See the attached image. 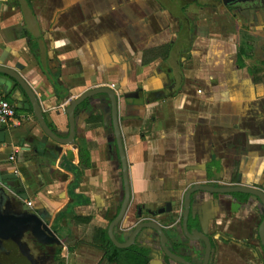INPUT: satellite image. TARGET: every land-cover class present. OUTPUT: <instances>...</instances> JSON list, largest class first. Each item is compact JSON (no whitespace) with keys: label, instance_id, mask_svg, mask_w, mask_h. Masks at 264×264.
<instances>
[{"label":"crops","instance_id":"0c3cea01","mask_svg":"<svg viewBox=\"0 0 264 264\" xmlns=\"http://www.w3.org/2000/svg\"><path fill=\"white\" fill-rule=\"evenodd\" d=\"M0 63L24 78L61 137L70 99L98 87L116 91L130 192L120 228L137 218L178 217L190 186L213 176L228 180L233 169L241 183L264 185L258 1L0 0ZM0 91L15 106L13 121L0 125V168L17 175L8 194L49 212L61 237L71 219L78 236L106 230L124 195L107 96L76 108L75 143L58 152L27 97ZM258 207L252 197L198 193L193 212L213 242L210 264H264L254 227ZM156 239L152 232L140 242L150 249L149 264H166Z\"/></svg>","mask_w":264,"mask_h":264},{"label":"water","instance_id":"95a60500","mask_svg":"<svg viewBox=\"0 0 264 264\" xmlns=\"http://www.w3.org/2000/svg\"><path fill=\"white\" fill-rule=\"evenodd\" d=\"M223 2L226 3L225 0H223ZM0 86L7 88L11 92L17 91L18 94L23 93L27 97L33 116L36 118L43 132L56 143L54 150L58 152H61V146L75 143L76 108L93 96H107L110 102L112 128L121 162L124 189V198L121 202L120 209L107 228L108 237L115 247L127 248L137 243V240L145 239L150 233L154 232V234L157 235L160 248L163 252V257H166L177 264H210L212 254L211 240L205 226L199 218V215L193 212L198 192H208L212 194L239 192L252 195L257 200L259 206L263 209V216L257 227V238L264 251V193L256 188L246 186L216 187L212 184H194L190 186L183 194L180 210L181 228L187 239V243H184V241L178 237V234L171 229L172 227L166 225L167 221L160 223L158 220H143L134 226H124L120 228L129 205L130 192L127 178V161L118 123V98L114 89L108 87L93 88L81 93L74 99H70L68 105L64 108L68 120V133L65 137H61L53 131L45 121L43 110L34 92L16 69L0 63ZM4 141L5 128L0 126V142ZM16 179L17 175L14 172H3V169L0 168V241H8L11 235L16 236L18 233L20 234L22 232V229H27L30 230L38 240L44 243L45 238L48 235L42 228L40 213L36 212V209H34L35 212H29L27 210H20L19 208L15 211L2 208L3 202L6 201V206L9 204V182ZM212 179L213 177H211V180ZM18 199L21 200V196ZM22 200H25V198ZM64 209L65 207L63 210ZM162 211L163 210H160L159 212ZM167 229L169 230V233L167 232ZM118 235H122V240L117 238ZM13 240L16 242L18 241V238L14 237ZM171 241H173V244L179 246L178 250H174ZM196 242L200 243L201 249L196 247ZM155 262H157L156 259H154L151 264Z\"/></svg>","mask_w":264,"mask_h":264},{"label":"flooded vegetation","instance_id":"af4514ba","mask_svg":"<svg viewBox=\"0 0 264 264\" xmlns=\"http://www.w3.org/2000/svg\"><path fill=\"white\" fill-rule=\"evenodd\" d=\"M225 1L228 2V1H233V0H225ZM254 1H258V3L260 2L261 6L264 7V0H254ZM240 179H241L240 174L237 172L236 169H233V171L231 172V176L228 180H224L223 177H214L213 176L212 180L210 178L209 180H207L204 183H195V184H212L216 187L246 186V187L256 188L258 190H261L264 193V185L263 186L246 185V184L241 183ZM123 191H124V189H123ZM198 193H200V192H198ZM215 194L216 195L235 194V195H241V196L254 198L250 194L239 193V192H236V193H215ZM123 198H124V195H123ZM2 208H6L7 210H12V211L18 210V208H19L20 210H27L29 212H35L34 211L35 208L33 205L28 207L25 205V203L15 200L12 196L9 197V204L7 206H6V201L3 202ZM256 209L257 210H256V219H255V226L254 227H255L256 233H257V227H258L259 222L261 221L262 216H263V209L261 208V206H259ZM36 212L40 213V218L42 220V228L45 230V232L48 235L45 238V242L43 243L40 240H38L32 234V232L30 230L22 229V232L20 234L18 233L16 236L11 235L10 239L8 241H4V242L0 241V264H63L62 250L64 249L65 244H64L63 237L60 236V234L58 233V231L56 229L55 218H51V214L49 212L41 210V209L36 210ZM143 220H156V219H154L153 216H149L146 218H137V220H135L131 226H134L135 224H137L138 222L143 221ZM71 221H73V220L71 219ZM166 225L168 227H172L171 229H173L178 234V237L182 241H184V243H187V239L185 238V236L182 232V228H181V215H180V213H179L178 217H172L171 219H169L167 221ZM106 232H107V229H106ZM167 232L169 233L168 229H167ZM97 234H98V231L96 229L92 231L91 240H89V244L92 247L97 248L98 250H100L102 252V258L103 259H105L110 264H114L112 262H109L105 258L104 250L94 243V240L96 239ZM155 236L157 237L156 234H155ZM14 237H17L18 241L15 242L13 240ZM117 238L119 240H122V235H118ZM140 240H137V243H135L133 245H140V246L146 247V245L142 244L140 242ZM210 240H211V238H210ZM156 241H157V249L159 251L158 256L162 257L163 261L166 264H171V263L177 264V263L173 262L172 260H169L168 258L163 257V252L160 248V244H159L158 239H156ZM171 243L173 244V241H171ZM211 244L213 246L212 240H211ZM131 246H129V247H131ZM129 247H127V248H129ZM173 247H174V250H178V248H179V246H177L175 244H173ZM67 248L70 249L71 251H73L74 250V244L70 245ZM148 252H149V254H151L150 249H148Z\"/></svg>","mask_w":264,"mask_h":264},{"label":"trees","instance_id":"16d2710c","mask_svg":"<svg viewBox=\"0 0 264 264\" xmlns=\"http://www.w3.org/2000/svg\"><path fill=\"white\" fill-rule=\"evenodd\" d=\"M32 147L36 148L39 152H45L46 150L45 148H43L44 151L40 149L38 141H34ZM79 158L84 165H88V153L82 148L79 150ZM74 219L77 222L89 221L88 218L82 217H75ZM94 243L104 250L105 258L114 264H149L150 256L146 247L132 245L124 249L116 248L108 238L106 230H102L97 234Z\"/></svg>","mask_w":264,"mask_h":264},{"label":"rangeland","instance_id":"374dc122","mask_svg":"<svg viewBox=\"0 0 264 264\" xmlns=\"http://www.w3.org/2000/svg\"><path fill=\"white\" fill-rule=\"evenodd\" d=\"M64 226L66 232L62 235L65 244L62 250L63 264H110L102 258V252L100 250L89 244L91 235L83 236L82 233L78 236L76 222L66 220ZM83 230L81 232H84ZM72 244L75 247L73 251L67 248ZM85 259L88 260V263H85Z\"/></svg>","mask_w":264,"mask_h":264},{"label":"built area","instance_id":"2783aa9c","mask_svg":"<svg viewBox=\"0 0 264 264\" xmlns=\"http://www.w3.org/2000/svg\"><path fill=\"white\" fill-rule=\"evenodd\" d=\"M14 117L15 106L9 102L0 91V125H9V123L13 121ZM9 159H13V156H10ZM25 205L30 207L32 202L25 200Z\"/></svg>","mask_w":264,"mask_h":264}]
</instances>
